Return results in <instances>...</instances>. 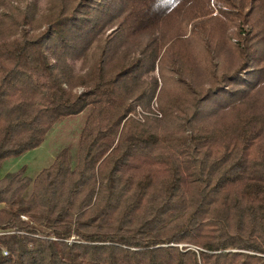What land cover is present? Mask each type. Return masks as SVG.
<instances>
[{
  "label": "trees",
  "instance_id": "trees-1",
  "mask_svg": "<svg viewBox=\"0 0 264 264\" xmlns=\"http://www.w3.org/2000/svg\"><path fill=\"white\" fill-rule=\"evenodd\" d=\"M39 4L0 0V166L87 112L0 177V264H264V0Z\"/></svg>",
  "mask_w": 264,
  "mask_h": 264
},
{
  "label": "rangeland",
  "instance_id": "rangeland-1",
  "mask_svg": "<svg viewBox=\"0 0 264 264\" xmlns=\"http://www.w3.org/2000/svg\"><path fill=\"white\" fill-rule=\"evenodd\" d=\"M31 0H12L13 4H17L22 10L25 5L30 3ZM44 0H39L42 4ZM40 4L38 7H40ZM242 26V23H240ZM247 29L246 27L240 28ZM148 115L161 116L159 105L156 96L152 99L151 108L142 110ZM87 111L83 113L68 116L55 124L49 133L46 135L44 141L37 147L28 150L18 156L6 159L0 166V177L9 171L18 170L23 167L27 176L33 177L40 170L49 166L56 154L63 148L72 149L77 139V134L83 124ZM73 239V238H72Z\"/></svg>",
  "mask_w": 264,
  "mask_h": 264
},
{
  "label": "built area",
  "instance_id": "built-area-1",
  "mask_svg": "<svg viewBox=\"0 0 264 264\" xmlns=\"http://www.w3.org/2000/svg\"><path fill=\"white\" fill-rule=\"evenodd\" d=\"M3 232H0V234H2Z\"/></svg>",
  "mask_w": 264,
  "mask_h": 264
}]
</instances>
